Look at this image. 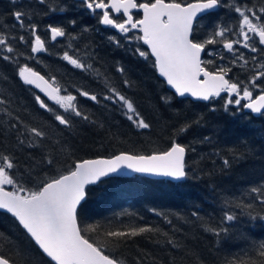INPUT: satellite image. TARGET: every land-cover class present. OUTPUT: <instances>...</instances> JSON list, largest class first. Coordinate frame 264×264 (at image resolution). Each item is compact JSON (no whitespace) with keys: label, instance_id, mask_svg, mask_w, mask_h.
<instances>
[{"label":"trees","instance_id":"1","mask_svg":"<svg viewBox=\"0 0 264 264\" xmlns=\"http://www.w3.org/2000/svg\"><path fill=\"white\" fill-rule=\"evenodd\" d=\"M223 2L256 9L264 6V0ZM78 4L75 0H43V3L0 0V34L14 48L11 54L0 49V57H12L11 60L0 58V98L9 101L0 105V126L5 130L0 135V154H12L20 171L35 176L40 171L42 155L50 153L55 144L63 146L61 160H75L121 151L149 154L166 150L176 139L188 149V176L181 182L139 175L114 177L90 187L82 221L100 226L99 234L90 235L102 240V233L107 230L152 227V233L109 247V254L117 255L121 264H225L226 260L245 252L254 256L253 246L264 242V219L260 218L264 217V205L250 191L253 187L264 190V114L256 117L234 106L225 111L222 99L205 103L173 97L151 62L134 53L136 42L129 43L114 30L99 25ZM61 8L64 10L60 11ZM17 10L26 13L24 28L13 26L12 13ZM71 20L76 21L74 26L69 23ZM216 20L233 28L237 24V16L229 7H220L203 23L208 25ZM31 24L36 25L37 34L45 41L46 52L31 53L33 37L28 27ZM50 24L64 27L69 35L52 41ZM210 31V28L202 29L201 35ZM111 35L120 39V47L109 40ZM20 36L25 40L20 41ZM208 48L217 53L205 57L215 61L209 69L215 70L221 64L231 67L228 78L234 81L246 83L251 72L258 71L259 63L264 62L263 50L262 54H256L259 63L254 69L253 56H248L246 49H239L248 60L244 65L243 61L232 64L234 57L222 44ZM65 51L92 67L86 71L74 68L62 59ZM219 55L224 56L223 61ZM25 64L49 79L55 77L62 89L76 95L78 108L89 119L70 117L71 128L58 126L51 114L39 109L34 101V95L44 98L43 95L19 79L18 67ZM119 67L124 69L123 76L117 70ZM124 79L131 85L125 86ZM105 81L135 102L137 110L150 124L149 129L134 127L118 106L103 99L108 94ZM79 90L97 95L99 102L80 96ZM165 96L171 97L167 103L161 99ZM5 108L11 117L5 114ZM16 116L21 131L37 127L47 133V139L42 144L37 141L34 147H29L27 140L20 145L18 136L19 139L31 137L26 131L21 136L8 130L9 122H15L12 118ZM184 125L189 127L179 132ZM225 160L229 162L227 165ZM240 201L252 207H237ZM225 212L235 214L237 219L226 221ZM208 228L228 231L217 236L215 231L205 230ZM0 232L15 234L10 216L2 212ZM169 240L178 247L169 244ZM0 249L9 250L3 245ZM33 256L40 259L38 253Z\"/></svg>","mask_w":264,"mask_h":264},{"label":"snow or ice","instance_id":"2","mask_svg":"<svg viewBox=\"0 0 264 264\" xmlns=\"http://www.w3.org/2000/svg\"><path fill=\"white\" fill-rule=\"evenodd\" d=\"M40 2L43 3V0ZM78 6L92 15L99 25L114 30L129 43L136 42L134 53L151 62L163 83L172 90L173 97H191L204 102L222 99L225 111L234 106L237 110L247 109L251 113L264 114V85L258 83L264 81V63L259 64V70L245 83L228 78L232 69L226 65L221 64L215 66V70H210L208 66L215 65V61L204 58L217 55L208 46L222 44L223 49L233 55L232 64L243 61L247 65L248 60L239 49L257 53L264 48V6L259 9L246 5L230 6L223 0H79ZM220 7H229L236 14L237 24L234 28L219 20L211 21L208 25L203 23ZM25 15L22 11H14L13 26L24 28ZM69 23L74 26L76 21L71 20ZM28 27L33 37L31 53L46 52L45 41L37 34L36 25ZM205 28L211 29L210 34L202 36L201 30ZM48 31L52 41L69 35L62 26L50 24ZM230 35L236 38H229ZM19 40L24 41L25 37L20 36ZM109 40L121 46L120 39L115 35L109 36ZM257 45L262 47L258 48ZM0 49L8 54L14 52L4 34H0ZM0 58L12 59L10 55ZM62 59L82 71L92 67L67 51L63 53ZM219 59L223 61L224 56L219 55ZM256 59V56L252 57L254 62ZM117 70L124 75L123 67ZM17 75L24 85L34 86L43 94L44 98L39 94L34 95V101L39 109L51 114L58 126L71 128L70 117H79L85 121L89 119L78 108L77 96L62 89L55 77L46 78L27 64L18 67ZM123 84L130 86L131 82L124 79ZM105 87L108 94L103 99L118 106L131 125L138 129L150 128L131 98L107 81ZM78 94L99 102L95 94L84 90H79ZM170 98L161 97L165 103ZM7 103L8 100L0 98V105ZM4 112L12 116L7 108ZM12 119L15 122H9V131L21 136L26 131L31 137L19 139L18 136L20 145H24L27 140L28 146L34 147L37 141L42 144L47 139V133L40 128L30 127L21 131L19 117ZM188 127L184 125L178 131L185 132ZM4 131L0 126V135ZM63 151L62 145H53L50 153L42 155L38 165L40 171L35 176L20 171L12 154H0V212L10 216L15 229V234L0 232V245L9 249H0V264H121L117 255L109 254V247L152 233L154 229L143 226L128 230H107L102 233V240H96L90 234H99L100 226L85 224L81 217L90 187L106 179L130 174L174 180L188 176V149L176 139L172 140L166 150L149 154L121 151L95 159L61 160ZM228 163L224 161L225 165ZM250 191L264 205V190L253 187ZM236 206L246 209L252 207L243 201ZM224 219L231 222L237 217L225 212ZM205 230L215 231L211 228ZM227 231V228H222L215 231V234L219 236L220 232ZM168 243L178 247L171 240ZM253 248L254 256L245 252L226 260L225 264H264V242ZM33 253H38L40 259H36Z\"/></svg>","mask_w":264,"mask_h":264},{"label":"water","instance_id":"3","mask_svg":"<svg viewBox=\"0 0 264 264\" xmlns=\"http://www.w3.org/2000/svg\"><path fill=\"white\" fill-rule=\"evenodd\" d=\"M38 90V89H37ZM39 92V90H38ZM191 98V97H190ZM193 99V98H191ZM194 100V99H193ZM246 111L250 112L249 110L246 109ZM251 113V112H250ZM255 116H260L261 114H257V113H253ZM98 158H101V157H98ZM91 159H94V158H91ZM186 159H187V153H186ZM133 175H141V176H145V177H148V178H153V179H166V180H169V181H172V182H181L182 180H174V179H171V178H168V177H161V176H153V175H142V174H130V175H126V176H119V177H132Z\"/></svg>","mask_w":264,"mask_h":264},{"label":"rangeland","instance_id":"4","mask_svg":"<svg viewBox=\"0 0 264 264\" xmlns=\"http://www.w3.org/2000/svg\"><path fill=\"white\" fill-rule=\"evenodd\" d=\"M253 91H254V94H255V89H253Z\"/></svg>","mask_w":264,"mask_h":264}]
</instances>
